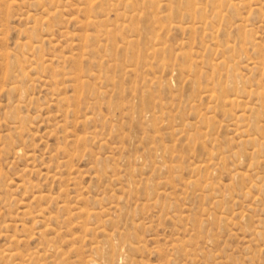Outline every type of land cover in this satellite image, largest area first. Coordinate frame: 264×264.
<instances>
[{
    "label": "rangeland",
    "instance_id": "obj_1",
    "mask_svg": "<svg viewBox=\"0 0 264 264\" xmlns=\"http://www.w3.org/2000/svg\"><path fill=\"white\" fill-rule=\"evenodd\" d=\"M93 262L264 264V0H0V264Z\"/></svg>",
    "mask_w": 264,
    "mask_h": 264
},
{
    "label": "bare ground",
    "instance_id": "obj_2",
    "mask_svg": "<svg viewBox=\"0 0 264 264\" xmlns=\"http://www.w3.org/2000/svg\"><path fill=\"white\" fill-rule=\"evenodd\" d=\"M90 261H93L92 259H90ZM100 262V261H99ZM98 263V262H97ZM86 264V263H85ZM92 264H95L94 262Z\"/></svg>",
    "mask_w": 264,
    "mask_h": 264
}]
</instances>
